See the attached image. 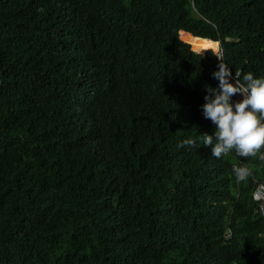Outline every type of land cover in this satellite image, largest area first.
Listing matches in <instances>:
<instances>
[{
	"label": "trees",
	"instance_id": "trees-1",
	"mask_svg": "<svg viewBox=\"0 0 264 264\" xmlns=\"http://www.w3.org/2000/svg\"><path fill=\"white\" fill-rule=\"evenodd\" d=\"M216 41L264 75V0H0V264H264V160L202 143Z\"/></svg>",
	"mask_w": 264,
	"mask_h": 264
},
{
	"label": "clouds",
	"instance_id": "clouds-1",
	"mask_svg": "<svg viewBox=\"0 0 264 264\" xmlns=\"http://www.w3.org/2000/svg\"><path fill=\"white\" fill-rule=\"evenodd\" d=\"M211 51L218 58L217 67L212 72L218 83L215 87L205 85L204 102L200 108L202 116L210 119L215 128L212 134L201 135L202 143L211 145L213 157L219 158L234 150L241 156L258 155V159L264 160V150L259 151L264 146V75L249 71L238 78L222 59L219 49ZM237 93L240 99L234 100L233 94ZM183 144L193 146L196 142L188 138ZM232 172L239 181L248 177L251 169L240 164L234 165ZM254 195L264 196V187Z\"/></svg>",
	"mask_w": 264,
	"mask_h": 264
},
{
	"label": "built area",
	"instance_id": "built-area-1",
	"mask_svg": "<svg viewBox=\"0 0 264 264\" xmlns=\"http://www.w3.org/2000/svg\"><path fill=\"white\" fill-rule=\"evenodd\" d=\"M235 74L237 75V77H239V71H236ZM233 99L234 100H238L240 99V95L237 93V94H233ZM255 189H254V192H253V198L258 202L257 203V210L259 212V214L264 217V196H260V197H257L254 195V193L258 190V189H261L262 187H264V182L263 181H258V180H255ZM263 236H264V232L262 233ZM231 236V231L230 229L227 230L225 232V237L226 238H229Z\"/></svg>",
	"mask_w": 264,
	"mask_h": 264
},
{
	"label": "rangeland",
	"instance_id": "rangeland-1",
	"mask_svg": "<svg viewBox=\"0 0 264 264\" xmlns=\"http://www.w3.org/2000/svg\"><path fill=\"white\" fill-rule=\"evenodd\" d=\"M217 42V41H216ZM208 42L205 40H199V39H195L194 41V47L196 50L202 49ZM208 49V48H207ZM212 49V48H211ZM217 49H219L218 46V42H217V48L216 49H212L213 51H216Z\"/></svg>",
	"mask_w": 264,
	"mask_h": 264
},
{
	"label": "bare ground",
	"instance_id": "bare-ground-1",
	"mask_svg": "<svg viewBox=\"0 0 264 264\" xmlns=\"http://www.w3.org/2000/svg\"><path fill=\"white\" fill-rule=\"evenodd\" d=\"M197 39H199V38H197ZM199 40H205V41H207L208 42V40L207 39H199ZM209 44V42L205 45V46H207ZM204 46V47H205ZM204 47L202 48V49H199V50H197V51H201V50H203L204 49ZM194 49H195V47H194ZM196 50V49H195Z\"/></svg>",
	"mask_w": 264,
	"mask_h": 264
},
{
	"label": "water",
	"instance_id": "water-1",
	"mask_svg": "<svg viewBox=\"0 0 264 264\" xmlns=\"http://www.w3.org/2000/svg\"><path fill=\"white\" fill-rule=\"evenodd\" d=\"M201 52H203V51H201Z\"/></svg>",
	"mask_w": 264,
	"mask_h": 264
}]
</instances>
